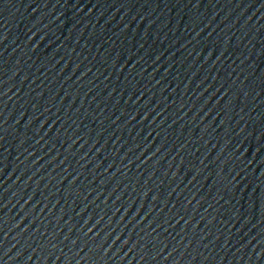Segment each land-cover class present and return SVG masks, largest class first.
I'll list each match as a JSON object with an SVG mask.
<instances>
[{"label": "water", "instance_id": "obj_1", "mask_svg": "<svg viewBox=\"0 0 264 264\" xmlns=\"http://www.w3.org/2000/svg\"><path fill=\"white\" fill-rule=\"evenodd\" d=\"M231 264H264V0H204Z\"/></svg>", "mask_w": 264, "mask_h": 264}]
</instances>
